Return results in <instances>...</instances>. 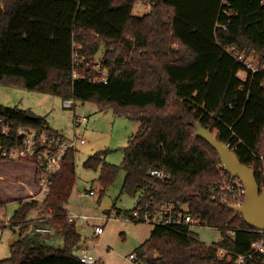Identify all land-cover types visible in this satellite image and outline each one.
<instances>
[{"label": "trees", "instance_id": "1", "mask_svg": "<svg viewBox=\"0 0 264 264\" xmlns=\"http://www.w3.org/2000/svg\"><path fill=\"white\" fill-rule=\"evenodd\" d=\"M137 1L0 0V83L74 102L93 101L102 110L139 121L121 163L126 170L122 191L138 194V200L123 212L175 202L179 210L219 229L217 245L246 254L264 231L248 226L229 208L235 204L227 191L218 194L220 158L196 135V124L229 145L264 187L259 173L264 169V0H229L228 5L222 0H143L150 9L141 16L133 13ZM232 44L255 56L256 71L225 51ZM101 47L103 56L87 65ZM0 118L12 128L60 133L44 125L43 117H27L19 106L0 104ZM75 151L65 152L43 201H20L8 225L22 233L30 223L33 230L11 244L10 256L0 264H85L74 253L81 234L65 209L75 183ZM6 159L0 154V160ZM84 166H100L104 187L118 169L101 162L98 153ZM153 169H162L165 178L153 177ZM37 209L40 216L32 222L28 215ZM38 223L53 228L62 246L35 231ZM132 252L138 264H236L218 258L215 246L202 242L187 225H154Z\"/></svg>", "mask_w": 264, "mask_h": 264}, {"label": "rangeland", "instance_id": "2", "mask_svg": "<svg viewBox=\"0 0 264 264\" xmlns=\"http://www.w3.org/2000/svg\"><path fill=\"white\" fill-rule=\"evenodd\" d=\"M142 1L138 0L135 3L133 8L135 15L141 16L149 11V6ZM103 53L104 48L101 47L99 52L88 60L87 65H94ZM63 100L56 95L0 83V104L31 109L44 118V125L53 131L60 132L66 138H72L74 133L83 137L84 143L76 146L75 183L65 209L68 214H85L89 217L87 222L81 219H76L75 222L81 234V240L89 239L88 244L94 245L93 250L98 259L96 264H133L128 255L148 237L154 226L150 222L126 221L121 217L123 211L132 209L138 200V194L131 196L122 191L126 170L121 165L124 157L121 147L128 146L129 138L136 133L140 122L123 115H116L111 108L102 110L93 101H76L72 107L67 108ZM74 115L86 118L76 130H74ZM97 153L101 162L118 166L115 179L106 187L99 181L100 166L96 168L84 166V161L90 155ZM34 171L35 167L30 162L20 159L0 160V200L2 201L0 203V260L10 256L13 242L21 240L22 235L33 230V225L29 223L21 233L20 228L15 229L8 225V222L21 200H32L33 196L37 195ZM90 191L94 194L90 195ZM108 209L111 213H116L118 210L122 213L107 219L109 212L106 210ZM38 216H40L39 209L32 210L28 219L34 221ZM96 223L104 226V232L100 236L91 238L89 235L92 234V227ZM19 229L18 240H14ZM194 231L206 244L216 243L220 239V231L215 227L196 226ZM49 242L62 246V239L55 241L52 239Z\"/></svg>", "mask_w": 264, "mask_h": 264}, {"label": "built area", "instance_id": "3", "mask_svg": "<svg viewBox=\"0 0 264 264\" xmlns=\"http://www.w3.org/2000/svg\"><path fill=\"white\" fill-rule=\"evenodd\" d=\"M228 3L229 0H222L223 5H228ZM223 11L226 12V8H223ZM224 49L252 72L257 70V61L252 53L238 51L234 44L228 45ZM103 73L105 72L103 71ZM73 74L74 76L76 75V73ZM74 103L70 98L63 100V104L67 108L72 107ZM83 120H86L84 116L74 115V130L80 126ZM3 138L5 144L3 143ZM10 142L12 144L8 145ZM83 143V137L77 133H74L72 138H66L61 133H51L45 128L40 129L25 125L12 128L8 122L0 118V154L10 159L31 161L35 167L34 182L37 189V195L33 196V198L38 201H43L49 194L51 177L62 167L65 152L68 149L76 150V146ZM220 170L222 172V184L219 187L218 194H221L220 190H225L229 193V200L231 202L235 205L242 204L245 199V186L237 175L228 174L221 163ZM259 173H261L262 179H264V169H260ZM150 174L157 179H163L166 176L162 169H153ZM89 194L93 195L94 192L90 191ZM222 195V198L227 197L225 194ZM148 207V204H146L143 209L139 207L128 212H120L122 213L121 217L126 221H146L153 225L172 227L187 225L192 229L196 226L206 225L197 217L179 210L175 202H160L152 211ZM117 216V212H109L107 219ZM67 218L69 221L81 219L87 222L89 217L85 214L70 213L67 214ZM34 230L41 233L53 231L51 227L46 225H36ZM103 232L104 226L98 224L93 227V233L89 236L93 238L102 235ZM210 245L215 246L218 258L233 260L236 264H242L247 259L253 261L264 260V236L258 240H253L251 242V250L246 254H234L231 250L221 247L216 243H211ZM93 247L94 245L89 244L81 246L78 257L83 263L96 264L98 259L95 256ZM128 258L132 260L133 264H138L135 261L136 254L134 252H131Z\"/></svg>", "mask_w": 264, "mask_h": 264}, {"label": "water", "instance_id": "4", "mask_svg": "<svg viewBox=\"0 0 264 264\" xmlns=\"http://www.w3.org/2000/svg\"><path fill=\"white\" fill-rule=\"evenodd\" d=\"M2 6L0 5V13ZM27 117L38 119L41 115L31 109H26ZM196 135L204 139L219 155L220 163L228 174L237 175L245 186V199L242 204L229 205V208L240 214L245 223L259 231H264V187H260L255 178V171L250 166L240 162L237 154L226 143L208 129L196 124ZM124 151L125 148L121 147ZM20 229L16 232L14 240H18Z\"/></svg>", "mask_w": 264, "mask_h": 264}, {"label": "crops", "instance_id": "5", "mask_svg": "<svg viewBox=\"0 0 264 264\" xmlns=\"http://www.w3.org/2000/svg\"><path fill=\"white\" fill-rule=\"evenodd\" d=\"M109 210H110V209H108V210H106V211L109 212ZM66 212H67V210H66ZM67 214H68V213H67ZM69 214H70V213H69ZM98 224H99V225H102L101 223H96V224H94L93 226L98 225ZM37 225H44V224H42V223H38ZM102 226H103V225H102ZM52 229H53V228H52ZM91 232L93 233V227H92V231H91ZM48 234H50L49 236H51V238H48L49 236L47 235V236H48V237H47V241H48V242H49L50 240H52V239H53V241H55L56 239H62V237H61L57 232H55L54 229H53L52 232H49ZM149 234H150V233H149ZM148 236H149V235H148ZM93 238H94V237H93ZM146 238H147V237H146ZM144 240H145V239H144ZM144 240H143V241H144ZM143 241H142V242H143ZM88 242H89V239H87V240H80L79 247L76 248V249H77L76 251L74 250V253H75L76 255H79L81 246H83V245H85V244H88ZM142 242H141V243H142ZM141 243H140V244H141ZM52 244H53V243H52ZM140 244H139V245H140ZM139 245H138V246H139ZM136 247H137V246H136ZM136 247H135V248H136ZM135 248H134V249H135ZM134 249H133V250H134ZM133 250H132V251H133ZM128 264H129V263H128Z\"/></svg>", "mask_w": 264, "mask_h": 264}]
</instances>
